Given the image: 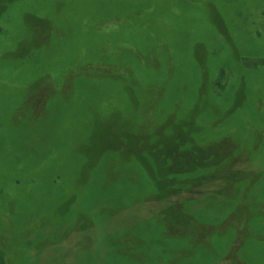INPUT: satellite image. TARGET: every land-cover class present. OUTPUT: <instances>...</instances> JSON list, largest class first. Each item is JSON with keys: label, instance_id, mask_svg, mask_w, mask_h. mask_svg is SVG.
I'll return each mask as SVG.
<instances>
[{"label": "rangeland", "instance_id": "rangeland-1", "mask_svg": "<svg viewBox=\"0 0 264 264\" xmlns=\"http://www.w3.org/2000/svg\"><path fill=\"white\" fill-rule=\"evenodd\" d=\"M0 264H264V0H0Z\"/></svg>", "mask_w": 264, "mask_h": 264}, {"label": "trees", "instance_id": "trees-1", "mask_svg": "<svg viewBox=\"0 0 264 264\" xmlns=\"http://www.w3.org/2000/svg\"><path fill=\"white\" fill-rule=\"evenodd\" d=\"M191 166L174 167L168 171L162 169L157 170L158 172L152 175L157 192L159 193L156 197L159 198L160 194H163L164 193L163 190L166 188H168L167 190L173 192L174 191L173 188H175V186L179 184L178 181H181L183 184H185V182L188 183V180H191V182L189 183H192V185H196L197 182L205 180L207 178L206 176L205 177L194 176V178H190L189 176H191L195 170H200V168L207 167V166H195V165H191ZM208 176L212 177L213 175L208 174Z\"/></svg>", "mask_w": 264, "mask_h": 264}, {"label": "bare ground", "instance_id": "bare-ground-1", "mask_svg": "<svg viewBox=\"0 0 264 264\" xmlns=\"http://www.w3.org/2000/svg\"><path fill=\"white\" fill-rule=\"evenodd\" d=\"M38 103H39V102H38ZM24 106H25V105H24ZM26 109H27V108H26ZM148 156H149V158H151L152 160H154L149 154H148ZM138 158H139L141 161L144 160V158H142V157H138ZM141 161H140V162H141Z\"/></svg>", "mask_w": 264, "mask_h": 264}, {"label": "flooded vegetation", "instance_id": "flooded-vegetation-1", "mask_svg": "<svg viewBox=\"0 0 264 264\" xmlns=\"http://www.w3.org/2000/svg\"><path fill=\"white\" fill-rule=\"evenodd\" d=\"M47 97H43V99H44V102H45V99H46ZM49 105V104H48ZM213 176H215V175H213Z\"/></svg>", "mask_w": 264, "mask_h": 264}]
</instances>
